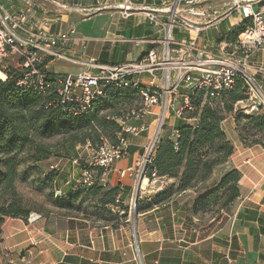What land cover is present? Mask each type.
<instances>
[{"label": "crops", "instance_id": "0c3cea01", "mask_svg": "<svg viewBox=\"0 0 264 264\" xmlns=\"http://www.w3.org/2000/svg\"><path fill=\"white\" fill-rule=\"evenodd\" d=\"M24 1L2 3L4 10L18 15L25 9ZM179 1L176 7L178 0H63L62 5L57 0H33L37 10L29 15V20L35 27L48 21L55 33L71 34L65 44L56 46L63 57L46 62L51 73L95 72L87 64L91 59L105 64L127 63L140 60L151 49L162 50L163 24L169 21L173 10L177 16L171 45L174 57L187 55L194 48L196 52L234 54L245 59L252 84L249 97L238 101L235 111L223 122L235 147L226 167L241 170V196L214 216L190 214L187 207L198 198L191 189L144 212L129 213L126 207L116 206L112 209L114 218L109 219L79 211L43 216L34 222L9 217L1 227L0 239L12 264H264V141L243 144L235 119L236 114H264V44L244 47L237 40L229 41L233 29L247 18L236 8L235 0H196L193 4ZM246 2H254L253 10L264 14V0H241ZM146 11L158 14L163 22H152ZM187 21L197 29H184ZM18 33L22 35L23 30ZM154 111H158L157 107ZM153 118L154 115H144L129 122L141 126ZM167 121L169 129L165 135L171 134L178 124L194 123L172 116ZM149 134L128 135L130 156L118 161L116 167L133 164ZM82 166L83 161L78 175ZM111 178L116 182L117 173ZM123 182L127 185L123 197L128 200L134 182ZM175 182L172 178L145 180L142 194ZM183 196L192 197L182 202ZM123 207L128 212L126 216Z\"/></svg>", "mask_w": 264, "mask_h": 264}, {"label": "built area", "instance_id": "2783aa9c", "mask_svg": "<svg viewBox=\"0 0 264 264\" xmlns=\"http://www.w3.org/2000/svg\"><path fill=\"white\" fill-rule=\"evenodd\" d=\"M57 1L62 5L63 0ZM186 1L189 4L196 2ZM235 2L236 8L241 9L244 16L253 18V25L239 35L238 43L244 47L248 44H264V14L253 10L254 2ZM179 3L178 0L175 6ZM24 5L25 9L14 15L4 10L0 0V81L11 79L16 88L32 91L35 95H47L54 90L57 98L53 102L65 110L67 117L87 113L94 103L108 96L110 87L134 88L141 92L140 108L117 118L121 126V131L117 134L118 140L113 143L102 138L97 146L88 142L83 146L84 154H79L74 159L75 162L83 161L82 171L70 182L74 189L90 188L96 182L104 186L120 187L113 210L116 206H124L129 213L136 211L145 180H160L161 177L155 171L150 174L149 169L164 135L163 126L171 116L190 120L187 113L195 108L193 99L197 90H204L203 101L211 102L233 90L239 77L246 81L248 88L252 85L246 72V60L240 56L210 55L204 50L196 52L193 48L187 55L174 57L171 45L174 40L173 30L177 26L175 10L171 12L169 21L163 24L164 36L160 40L162 50L151 49L140 60L127 63L105 64L91 59L87 64L95 72L56 73V80L51 81L48 79L50 72L46 62L55 57H63L56 46L65 44L71 34L55 33L48 21L36 27L30 25L29 15L36 12L37 5L33 0H25ZM145 14L154 23L163 22L158 14L151 11H146ZM26 23L29 27H25ZM183 28L197 29L188 21L183 24ZM19 30H23L22 35L18 33ZM11 58L15 59V64L8 63ZM155 107L157 112L154 111ZM144 115H154V118L151 122L144 121L141 126L129 122L132 118L142 119ZM153 124L155 126L152 132ZM144 132L151 134L144 142L140 156L130 166L116 167L118 161L130 156L131 138L128 135L139 136ZM176 134L177 130L174 128L170 136L174 137ZM115 173L117 179L113 182L115 180L111 177ZM124 179H132L134 182L131 198L128 200L123 197L127 189ZM61 194V189H56L55 196ZM29 215V222L43 217V214L37 212Z\"/></svg>", "mask_w": 264, "mask_h": 264}, {"label": "trees", "instance_id": "16d2710c", "mask_svg": "<svg viewBox=\"0 0 264 264\" xmlns=\"http://www.w3.org/2000/svg\"><path fill=\"white\" fill-rule=\"evenodd\" d=\"M252 25V18L247 17L245 23L233 29L229 41H238L239 35ZM55 75L50 72L48 79L56 80ZM107 93L106 98L94 103L84 115L67 117L65 110L53 102L57 98L54 90L47 95H35L32 91L16 88L11 79L0 81V233L7 218L28 220L31 213V209L19 200L15 185L18 167L23 162L20 153L26 152L33 162L40 164L54 153L40 139L60 136L65 148L64 153L59 154L73 159L79 157L76 150L79 145L90 142L97 146L102 138L113 143L118 140L121 126L117 118L124 115V108L136 106L141 100V92L134 88L110 87ZM204 96V90L195 92V108L187 113V118L194 123L178 124L174 137L163 135L149 169L150 174L155 171L159 177L176 179V182L138 204V211L161 206L193 189L198 198L187 210L192 215L204 216L221 212L241 196V170L226 167L235 147L223 122L235 111L238 101L248 99V84L239 77L233 90L218 100L204 102ZM235 119L243 144H263L264 114H236ZM83 192L99 199L96 212L77 207ZM119 193L117 185L109 187L96 182L90 188L74 189L71 184L59 196L66 199L56 198L55 202L62 208L109 219L114 218L112 208Z\"/></svg>", "mask_w": 264, "mask_h": 264}, {"label": "rangeland", "instance_id": "374dc122", "mask_svg": "<svg viewBox=\"0 0 264 264\" xmlns=\"http://www.w3.org/2000/svg\"><path fill=\"white\" fill-rule=\"evenodd\" d=\"M14 61L15 59L11 58L10 60H8V63L15 64ZM140 106L141 100L136 104V106H128L122 111L124 114H127L133 109L140 108ZM168 122L169 121L166 120V123L163 126V132L168 131ZM154 126L155 124H153L152 132L154 130ZM230 134L236 138V135L233 133L232 129H230ZM262 137H264V135ZM37 140H41L45 145L49 146L54 151V153L48 159L41 161L40 164H36L35 162H33L26 152L19 154L23 160V162L18 167L19 171L15 182L19 200L22 201L26 208H30L31 212H37L47 217L57 215L63 216L75 212L76 209L70 210L56 205V198L62 200L66 198L55 196V191L56 189H61L63 193L64 191H67V188L71 185V180L74 177L78 176L79 165L81 163V160L75 162L73 157L68 158L59 154L64 153L63 150L65 148L64 140L60 136H54V138L51 139L44 138ZM76 150L80 154H84L85 151L84 147H82L81 145H79ZM68 181L69 184H67L66 188L64 189L63 185H66L65 182ZM166 187L162 188L161 190L165 189ZM161 190L150 192L146 191L145 194H142V198L139 201V204L142 201L146 200V198L154 197V195L161 192ZM191 197L183 196L180 199L182 200V202H185V200H191ZM80 198L81 199L76 203L78 208H89L90 212L97 211L96 207H98L99 203L98 198L91 197L88 194H85L84 192L82 193ZM137 213H135L134 215H137ZM220 213L221 212H216L213 214H206L204 216H214L219 215ZM5 252L6 249H3V245H1L0 239V264H12L10 262L11 258L9 259ZM25 260L26 262L28 261V259ZM13 264L15 263L13 262Z\"/></svg>", "mask_w": 264, "mask_h": 264}]
</instances>
